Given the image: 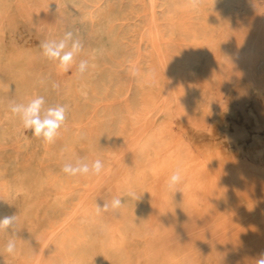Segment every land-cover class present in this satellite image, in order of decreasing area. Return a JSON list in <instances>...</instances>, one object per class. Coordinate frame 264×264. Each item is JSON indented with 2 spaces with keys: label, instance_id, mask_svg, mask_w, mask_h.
Returning <instances> with one entry per match:
<instances>
[{
  "label": "bare ground",
  "instance_id": "obj_1",
  "mask_svg": "<svg viewBox=\"0 0 264 264\" xmlns=\"http://www.w3.org/2000/svg\"><path fill=\"white\" fill-rule=\"evenodd\" d=\"M62 1H73L71 4L73 10L74 3L82 0H42L40 7L34 10L33 18L38 29L44 31L46 40H59L66 32L71 31L69 29L60 33V23L71 22L67 18L69 14L61 10ZM134 1L136 17L140 20L144 19L143 9L146 0ZM12 3L13 0H0V29L3 26L7 27L14 16L8 13ZM192 3L193 0H155L160 25L158 36L163 43V49L162 52L155 51L152 37L146 33L142 34V40L146 44L144 52L147 71L137 64V58L136 65L135 60H132V67H138L142 73L141 77H135L134 80L136 86L140 88V104L135 109L129 104L125 105V115L128 119L123 122L118 137L112 141L103 155V159L116 158L117 166L114 164L116 167L110 173L112 178L99 184L100 193L97 196L80 206H77L73 200L74 189L71 184L73 183L80 198L87 189L90 190L88 187L92 185L94 177L78 175L71 181L64 176L66 175L62 171L64 163L73 162L78 153L76 150H80V147L76 148L72 143L71 147L65 145L66 143L63 144V151L66 152H64L65 157L58 163L60 167L58 175L48 174L44 179L30 180L27 173L17 171L13 184H7L3 188L0 185V217L1 214L9 212L8 195L11 194L28 197L29 200L24 208L31 207V211L36 212V216L44 218L41 227L37 228V222H31L26 226L29 233L23 237L18 236L16 254L3 257L0 264H7V259L13 264H28L31 252L23 247L26 243L34 245L39 242L41 250L36 252L40 257L38 264H60L62 257H66L67 264L69 262L67 250L76 242L85 239L97 240L104 258L118 257L119 264H255L260 255L264 254V166L253 175H248V172L234 173L228 166V179L218 184L217 191L212 190L209 205L203 203L201 193L206 188V183L200 171L206 164H214L218 160L209 152L201 156L196 154L200 142L207 144L213 142V131L208 123L204 125L190 114V101L199 108L200 100H204L202 98L204 83L214 85L221 81L222 90L218 98L208 99L219 102L215 106L211 103L207 104V109L209 112L218 111L228 103V100L233 101L235 115H229L226 119L227 125L218 128L216 132L223 147H240L239 155L264 157V139L256 137L264 134V46L260 44L261 39L264 40V33L260 35L249 28V17L260 2L258 0H196L198 4L196 8L192 7ZM89 7L90 12L98 13V10L93 9L91 5ZM235 8L242 11L240 16L234 13ZM75 10L74 20L85 22L90 17V12L83 16L78 14L77 9ZM208 10L209 14H207ZM184 12L187 13L192 27L188 39L193 43L201 42V48H190L187 45V49L182 51L177 45V41L182 36L178 17ZM238 17L240 21L236 20L239 19ZM28 18L30 19L27 15H19V19ZM103 21L109 23L110 19L106 17ZM240 25L244 27V31L247 30V41L249 40L242 53L250 61L257 60L254 65L250 61L242 65L246 72L245 86L233 85L234 75L229 68L221 78L211 73L209 69L211 57L216 54L226 55L229 52L224 45H218L219 40L237 36L239 34L237 27ZM215 27L222 28V33L218 35ZM92 35L98 38L99 32L94 31ZM29 37L36 39L37 43L40 41L35 34L22 32V40H27ZM6 46L5 40L0 38V63L7 67L14 64L19 57L9 56ZM111 51L113 50L110 46L100 41L95 49L80 52L81 58L89 63L91 77L89 81L78 82V91L82 100H87L95 92L101 91L100 84L95 87L93 83L99 79L103 70V58ZM33 61V53H26L23 56L22 67L16 78L12 80L15 88L22 77L32 75ZM165 66L168 71V75L165 73L167 84L163 83L161 77L162 67ZM52 75L56 80L57 71ZM21 89L25 90L23 87ZM34 90L35 88H30L28 92ZM42 96L45 100H52L55 98V93L44 90ZM0 100L5 99L1 97ZM27 100L24 97L21 102L26 103ZM9 103L0 105V121L14 123L17 117L10 112ZM145 122H148L149 127L139 135L140 131L138 133L136 130ZM183 128H191L195 134L200 130L206 133L205 136L197 134L187 136ZM213 130L217 129L213 128ZM136 132L138 135H135ZM2 139H7V136ZM129 141H131L129 154L125 159L123 157L121 159L119 157L121 153L118 152L122 145H126L127 148L129 144L126 143ZM86 144L87 142L80 143L82 146ZM119 144L122 145L119 147ZM121 152L125 154L123 148ZM101 155L94 150L93 145L88 148L87 157ZM87 157L84 160L87 161ZM243 163L248 164L244 160ZM8 167L7 164L3 165V168ZM177 168L182 170L183 181L176 188L169 189L168 177ZM105 169L109 168L105 167ZM98 180L94 179V184ZM161 180L164 183L162 186L164 202L157 201V190ZM45 185L58 187L60 201L64 202L63 206L68 209L67 213L74 214V219L76 218V220L67 219L64 226L58 225L53 232V226L59 224L55 209L43 210L37 200L43 194ZM129 189L135 191V199L124 195ZM196 191H199V195ZM115 196L122 198V207L117 211L109 210L98 215L96 203L103 206ZM156 204H158L156 211L162 218L152 225L149 238L146 244L142 245L143 235L147 232L149 224L148 212H152ZM214 207L216 211H213ZM199 208L201 209L198 212L199 216L194 219V210ZM22 212V218L17 219V227L28 214L27 209H23ZM134 214L138 216L137 220L140 223V227L135 232L130 229V217ZM141 214L143 216L139 217ZM64 219L66 220V217ZM87 223L90 228L87 227ZM34 228L37 229L32 233ZM137 246L142 250L135 251L134 259L132 258L134 251L131 252L132 248Z\"/></svg>",
  "mask_w": 264,
  "mask_h": 264
},
{
  "label": "rangeland",
  "instance_id": "obj_2",
  "mask_svg": "<svg viewBox=\"0 0 264 264\" xmlns=\"http://www.w3.org/2000/svg\"><path fill=\"white\" fill-rule=\"evenodd\" d=\"M41 1L42 0H13L8 13L14 16L10 19L11 21L7 27L3 26L2 29H0V38L5 40L8 55L19 57L14 64L8 65L7 67L0 63V99L1 97L5 99L0 100V105L11 101L21 103L24 97L29 100L33 96H42L43 91L48 90L55 93V98L52 100H45V107L57 104L66 106V121L65 125L59 130L57 138L52 143H46L42 139L32 135L30 130L23 129L18 117L15 119L14 123L0 121V185L3 188V186H7V184H13L16 179L17 171L27 173L30 180H41L48 174L52 175L56 173L58 175L60 172L58 163L63 157H65L64 152H66L63 151V144L66 143L65 145L68 147H71L72 144H74L76 148L80 147V150H76L78 153L75 156L74 161L78 158H86L88 148L93 145L94 150L102 155L99 157H87L88 163L100 159L104 163V169L105 167L109 169H105L107 172L103 170L100 176H93L92 185L88 187L92 192L87 189L88 192L86 191L84 195H82L83 199L82 197L78 198L76 188H74L73 183L71 184L72 189H74V192H72L73 200L77 203V206H80L100 193L99 187L104 180L112 178L110 173L112 169L117 166L116 158L103 159V155L106 153L112 141L118 137L123 122L128 119L125 115V105L129 104L131 108L135 109L140 104V88L136 86V82L134 81L135 77L130 74V69L133 68L132 60H135L134 62L136 65L137 58V64H140L144 68V71H147V62L144 52L146 51V44L142 40V34H149L150 37H152L151 41L155 51L162 52L163 43L158 36V29L160 27L158 13L156 11L158 8L155 7V0H146L143 9L144 19L140 20L136 17V3L134 0H82L74 3L73 10L71 5L73 1H62L60 3L61 10L63 13L69 14L67 18L68 21H71L70 24L67 22L60 23V33H64L70 29L75 37L81 40L83 45L82 51L95 49L100 41L105 43L106 46H110L113 50L103 58V70L99 79L93 83L95 87L100 84L102 88L101 91L95 92L87 100H82L78 91V82L80 80L89 81L91 78L89 74L90 70H88L83 77H79L76 74V66L79 61L82 60L80 53L75 57V62L68 71L60 70L57 67L56 62L49 60L43 55V50L41 49L40 44L41 42L46 41V36L43 30L38 29L36 20L33 18L34 10L40 7ZM258 1L260 4L249 17V28L260 35H263L264 0ZM151 4L152 6H150ZM90 5L93 9L98 10V13L94 14L92 11L90 12ZM75 9H77L78 14L83 16L88 15L90 12V17L85 22L74 20L76 14ZM234 10L236 16L242 14V11H238L237 8ZM20 14L27 15L30 19H19ZM207 14H209V10L207 11ZM106 17L110 19L109 23H104L103 19ZM178 18L182 32V36L177 41L179 49L183 51L187 49V45L190 48H201V42L196 41L193 43L188 39L192 27L189 23L190 19L188 18L187 13H181ZM238 18L239 19L236 20L240 21V17ZM215 29L218 35L222 33V28L215 27ZM237 29L239 30L237 36L232 38L224 37L219 40L218 45H224L229 49V52L226 55L216 54V56L211 57L209 59V69L211 73L216 74L221 78L226 72H228L227 68H229L234 75L235 83L233 85L240 84L245 86L247 83L245 81L246 72L242 65L250 60L242 52L246 49L249 40L247 41L248 34L247 30L244 31V27L240 25ZM154 30L156 31V35L154 34ZM23 31H28L32 35L35 34L40 41L37 43V40L33 37L26 38L27 40H22L21 36ZM94 31H97V33L99 32L98 38L93 37L92 34ZM154 41L158 43L155 44ZM260 44L261 46H264V40L261 39ZM154 45H158V47L155 48ZM26 53H33L34 72L30 77H22L15 88L12 85V80L16 78L19 69H21L22 58ZM256 61L257 60L253 59L250 62L254 65L256 64ZM165 70L167 71L166 66L165 68L162 67L161 77L163 83L167 84L168 79L165 78V76L168 75V71L166 72ZM54 71H57L56 80L52 75ZM55 85H59V89H57ZM22 87L25 88V90L21 89ZM30 88H35V93L34 91L29 93L28 90ZM221 90V81L214 85L204 83L202 87V98L204 100H200V107L196 108V104H194L193 101H190V114L192 117L199 119L204 125L208 123L212 128V137L214 138L211 144L200 142L197 146L196 154L201 156L206 155V153L209 152L214 158L217 157L218 160L217 163L206 164L200 171L201 176H203L206 183V188L201 193L203 195V203L206 205H209L210 203L212 190L215 189L217 191L216 187L218 184L221 181L228 179V166L234 173L246 174L248 172V175H253L257 170L261 169V166H264V157L239 155L240 147H223L216 132L218 131V128L227 125L226 119L229 115H235L232 107L234 106L233 101L228 100V103L222 106L218 111L209 112L207 109V104L211 103L212 106L218 104L219 100L208 99H217ZM148 127V122H145L139 128L140 130L137 129L136 131L138 133L140 131V135L141 131L146 130ZM213 128L217 130L214 131ZM182 130L187 136H194L196 134L198 136H205L206 133V131L200 130L195 134L193 132L194 130L191 128H183ZM137 132L135 135H138ZM5 136H7V139L3 140L2 137ZM256 137L264 139V134L256 135ZM86 142L87 144L85 146L80 145V143L83 144ZM126 144H129L127 148H125L126 145L119 144V147L122 145L118 152V154L121 153L119 155L121 159L122 157L125 159L129 154L131 141ZM122 148L125 154L121 152ZM243 160L248 164H244ZM6 164L9 167L3 168V165ZM104 172H106V175ZM64 176H67L71 181L76 177L67 174ZM94 179H99L98 181H95V184H97L96 186L94 184ZM163 185L164 183L161 180L160 186L157 190L158 202L165 201L162 193ZM94 192H96V194H94ZM196 192L199 195V191ZM8 196L10 200L9 212L1 214V217L12 214L16 215L17 219H19L23 216V209H27L28 211V214L18 224V232L16 233L17 237L21 235L23 237L29 233V229H27L26 226L31 222H37V228L43 225L44 218H42V216H36V212L31 211V207L27 206L24 208L26 202L29 200L28 197L13 196L11 194ZM37 200L40 208L43 210L48 208L55 209V215L58 219L57 223L59 224L53 226L52 232L58 227V225L61 226L63 224L62 226H64L69 218L74 219L75 217L74 214L70 215V213H67L68 209H65L63 206L64 202L60 201L59 189L56 186L45 185L43 194L39 196ZM157 208L158 204L154 206L152 212H148L149 224L147 225V232L143 235L144 239L142 245L146 244L150 235L149 230L152 225L162 218L161 214L157 213ZM199 210L201 209L194 210V219L198 218ZM204 210L208 211L205 208ZM213 211H216V207L213 208ZM135 215L136 214L130 217V229L134 232L140 227V223L137 220L138 216ZM141 216L143 215L141 214L139 217ZM65 217L66 220L64 219ZM205 218L207 219L206 216ZM74 220H76V218ZM87 227L90 228L88 223ZM37 228H34L32 233H34ZM134 236L136 238V235ZM8 239V232L0 231V263H2L3 257L10 256L3 251V246ZM25 246L23 249L31 252V259L28 261V264H38L40 257L36 252L38 253L41 250L40 242L34 245L26 243ZM132 249L131 253L134 251L132 258L135 259L136 252H140L142 249L139 246ZM66 253L69 259L67 264H119L118 257H113L111 259L104 258L102 249L97 240L85 239L84 241L76 242ZM66 260V257H62L60 259V264H66ZM7 262V264H13L9 259H7Z\"/></svg>",
  "mask_w": 264,
  "mask_h": 264
},
{
  "label": "clouds",
  "instance_id": "obj_3",
  "mask_svg": "<svg viewBox=\"0 0 264 264\" xmlns=\"http://www.w3.org/2000/svg\"><path fill=\"white\" fill-rule=\"evenodd\" d=\"M192 7H198L196 0H193ZM43 55L49 60L56 62L57 67L62 71H68L75 57L82 51L83 45L80 39L74 38L71 31L66 32L59 40H46L41 42ZM89 70L87 60H80L76 66V74L83 77ZM130 74L133 77L139 78L142 76L141 70L138 67L130 69ZM59 89V85H55ZM46 101L43 96H33L26 103H9V110L12 114L18 117L22 128L30 130L32 135L42 139L46 143L55 141L59 134V130L65 125L66 121V106L51 105L45 107ZM104 170V163L100 159H96L88 163L82 158L76 159L74 162H66L62 167V171L69 176H98ZM183 181L182 170L177 168L174 170L167 180V187L174 189ZM125 196L135 199L136 193L129 189L124 193ZM122 198L115 196L110 202H105L103 206L96 203V213L109 210L117 211L122 207ZM0 231H6L9 234V239L3 246V251L10 256H14L17 252V217L3 216L0 217ZM255 264H264V254L255 261Z\"/></svg>",
  "mask_w": 264,
  "mask_h": 264
}]
</instances>
